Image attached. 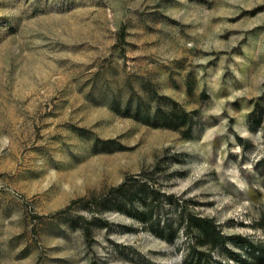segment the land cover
Here are the masks:
<instances>
[{
	"label": "rangeland",
	"instance_id": "1",
	"mask_svg": "<svg viewBox=\"0 0 264 264\" xmlns=\"http://www.w3.org/2000/svg\"><path fill=\"white\" fill-rule=\"evenodd\" d=\"M141 99L196 112L192 137ZM159 164L190 211L264 243V0H0V264H184L182 236L78 220Z\"/></svg>",
	"mask_w": 264,
	"mask_h": 264
},
{
	"label": "trees",
	"instance_id": "2",
	"mask_svg": "<svg viewBox=\"0 0 264 264\" xmlns=\"http://www.w3.org/2000/svg\"><path fill=\"white\" fill-rule=\"evenodd\" d=\"M149 92L152 99L159 96L157 91ZM135 109L138 120L178 131L184 138L193 135L196 112L179 108L174 101L164 109H153L151 103L146 104L141 99ZM262 114L263 110L258 124H261ZM160 171V164L155 165L127 177L100 195L74 202L91 214V219L84 215L78 217L85 234L91 237L92 225L98 221L109 226L102 216L116 212L136 220L145 231L167 242L181 236L189 241L184 264H264V243L255 244L243 236H227L214 218L190 211V201L162 187L157 177ZM231 244L238 246L243 254L236 253Z\"/></svg>",
	"mask_w": 264,
	"mask_h": 264
}]
</instances>
